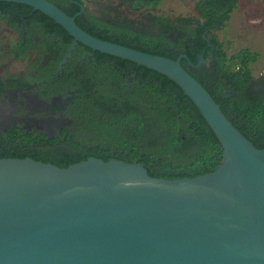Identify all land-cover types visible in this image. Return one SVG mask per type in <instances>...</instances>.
<instances>
[{
	"label": "water",
	"instance_id": "obj_1",
	"mask_svg": "<svg viewBox=\"0 0 264 264\" xmlns=\"http://www.w3.org/2000/svg\"><path fill=\"white\" fill-rule=\"evenodd\" d=\"M0 2L31 7L67 32L60 67L79 43L167 77L222 147L212 172L172 180L117 159L61 168L0 158V264H264V149L184 69L185 54L173 60L101 40L48 0Z\"/></svg>",
	"mask_w": 264,
	"mask_h": 264
},
{
	"label": "trees",
	"instance_id": "obj_2",
	"mask_svg": "<svg viewBox=\"0 0 264 264\" xmlns=\"http://www.w3.org/2000/svg\"><path fill=\"white\" fill-rule=\"evenodd\" d=\"M134 9L154 8L162 0H121ZM239 0H196L198 18H167L149 15L147 20L159 32H139L125 25H111L104 18L86 14L87 33L101 40L130 47L148 54L181 59L184 69L196 78L220 105L232 124L257 149H264V94L251 91V64L257 53L242 49L228 56L221 44L212 56L211 68L197 70L198 54L206 48V29L223 27ZM7 6L31 7L1 2ZM181 31L173 40L164 34ZM110 30H113L111 33ZM97 31V32H96ZM121 33L118 34V33ZM152 32V33H151ZM66 38L70 36L64 30ZM118 35L123 40L112 39ZM92 52L78 45L57 78L50 69L42 83L44 97L61 94L70 98L66 116L71 125L51 137L41 131L12 127L0 133V158H31L64 168L95 157L137 163L154 178H191L212 172L222 161V147L193 102L167 77L116 57L94 53L79 63L82 54ZM63 54L66 53V47ZM22 58V55H21ZM61 59V58H60ZM133 68L137 83L124 85L122 70ZM200 77L205 78L202 80ZM132 79H130V82ZM230 93V97L226 96Z\"/></svg>",
	"mask_w": 264,
	"mask_h": 264
},
{
	"label": "flooded vegetation",
	"instance_id": "obj_3",
	"mask_svg": "<svg viewBox=\"0 0 264 264\" xmlns=\"http://www.w3.org/2000/svg\"><path fill=\"white\" fill-rule=\"evenodd\" d=\"M48 1L67 15L75 17V22L77 20L90 29L91 26L86 21V14L104 18L111 25H119L117 23L123 24L128 21L129 26L127 27L139 32L144 31L143 24L140 22L134 28L131 26L134 21H129L128 17L124 18V13L130 11V15H137L138 20L145 21V16L137 12L144 7L136 10L123 4L121 0H106L109 9L122 16V20L118 21L116 19L111 20L112 15L111 17L107 13L106 15H98L97 11L93 12L87 7V4L95 5L97 1L101 0ZM112 31L110 30L111 33H113ZM211 31L213 30L208 29L206 38L211 40L213 46L210 47L207 44L202 53L198 54L203 55V61L201 64L197 61V64L193 65L197 70H201L203 66H206L207 69L211 68L212 56L218 48L212 42ZM118 34L121 35V33ZM204 35L205 33L203 34L205 40ZM107 36L112 39L123 40L118 35L107 34ZM71 44L72 38L67 39L64 30L41 12L25 7L7 6L0 2V71L5 72L4 75L0 73V133L12 127H20L25 131H41L51 137L56 132L71 125L68 123L69 119L66 116V108L70 98L61 94L44 97L41 94L44 92L42 83L35 81L39 77H48L51 68L55 69V73L49 79L57 78L58 75L63 73L64 65L67 62L62 67H60V63ZM78 45L79 43L75 45L73 52L77 50ZM65 47L66 53L63 54ZM87 57L95 59L93 52L85 51L79 63L81 64ZM3 61L6 62L2 64ZM18 62L24 65L21 72H7L11 70L13 64ZM122 73L125 76L124 85L130 87L132 84L137 83L133 68L129 72L122 70ZM200 78L205 80L203 77ZM130 79H132L131 82ZM251 91L256 96L264 94V75L258 79H252ZM226 96L229 98L230 93H227ZM31 105H39L43 110L51 111L56 116H37V110L30 109ZM47 114H50V112Z\"/></svg>",
	"mask_w": 264,
	"mask_h": 264
},
{
	"label": "rangeland",
	"instance_id": "obj_4",
	"mask_svg": "<svg viewBox=\"0 0 264 264\" xmlns=\"http://www.w3.org/2000/svg\"><path fill=\"white\" fill-rule=\"evenodd\" d=\"M108 1H97L95 5L87 4V7L93 12L97 11L98 15L109 14L111 20H122V16L115 14L107 4ZM196 0H162V2L154 8H142L138 13L145 16V21L138 20L137 15H130V11L124 13V18H129V21H134L132 27H137L139 22L143 24L144 31H152L154 33L159 32L157 27L153 28L150 22L147 20L149 15L155 17L167 18L170 21L175 22L177 18H198L194 5ZM128 10V9H127ZM136 12V14H137ZM129 13V14H128ZM125 23V24H124ZM119 25L129 26L128 21ZM127 24V25H126ZM164 34H168L173 40L181 37L183 32L176 31L170 32L166 27ZM151 32V33H152ZM210 36L217 39L221 44L222 50L226 52L228 56L238 53L242 49H248L253 53H257L258 59L255 63L251 64L250 69L253 79H258L264 75V0H239L237 7L231 12L229 20L226 24L211 31ZM6 61H3L4 64ZM24 65L22 63H15L12 65L11 70L7 72L19 73L23 70ZM1 75H4V71H0ZM30 109L37 110V116L45 117L56 116L51 111L43 110L39 105H31ZM50 114H47L49 113Z\"/></svg>",
	"mask_w": 264,
	"mask_h": 264
}]
</instances>
